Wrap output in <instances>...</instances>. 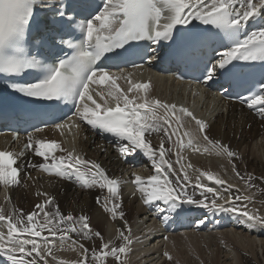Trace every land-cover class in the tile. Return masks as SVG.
Masks as SVG:
<instances>
[{
  "label": "snow or ice",
  "instance_id": "1",
  "mask_svg": "<svg viewBox=\"0 0 264 264\" xmlns=\"http://www.w3.org/2000/svg\"><path fill=\"white\" fill-rule=\"evenodd\" d=\"M37 9L50 13L53 23L60 28L59 32L53 34L49 47L59 48L60 51L69 47L72 49L70 56L61 57L56 54L51 63H46L30 53V49L44 43L43 37L28 38ZM73 13L68 14L64 0H0V74L5 78H12V82L8 84L10 91L33 101L70 103L76 109L74 116L77 120L116 138L118 151L125 159L140 150L151 160L156 174L146 179L136 175L132 182L141 193L145 205L159 201L166 206L159 207L158 212L181 213L184 212V205H194L208 212L215 210L237 213L245 218L250 228L264 226V217L258 212L248 211L246 205L241 210V206L235 203L241 199L239 196L234 199L230 197L226 201L229 205L227 207L217 203L220 197L213 188L201 184L200 177L218 185L225 181L210 172L196 169L199 176L193 186L202 189L203 198H193L186 190L188 185H192V181L183 166L175 182L170 178L175 169L166 157L172 149L165 148L163 139L159 149H156L146 137L162 132L169 144L178 146L175 152L178 164L183 159L182 151L185 147L201 152V148L194 143L201 137L205 142L204 153L214 151L217 156H227L230 163L237 158V153L221 141L211 139L206 134L204 121L196 118L187 108L151 98L148 95L150 82L133 81L128 78L131 74L113 73L102 66L103 61L139 54L135 49L141 41H149L156 46L148 59L158 60L165 42L168 47L164 53L166 56H182L187 51L206 44L210 39L224 50L217 53L218 59L205 63L201 69L202 79L206 84L214 82L218 74L229 71V65H233L234 61L260 62L264 65V24L259 23L264 17V0H101L100 5H95L93 0H75ZM76 14L80 16L79 21ZM194 21L206 27L197 30L192 27ZM250 21L256 25V29L242 31L248 28ZM212 29L217 31L213 32ZM44 31L47 35L46 30ZM76 31L82 37L79 43L65 40L66 36H74ZM179 33L190 35L182 37L186 41L183 48L173 49L171 44L181 38ZM133 66L142 68L143 64L133 63ZM33 69H38V73H33ZM26 75H33L35 78L26 81L23 79ZM121 79L127 82L126 90L118 85ZM93 84L106 86V92H95L103 103L94 99L90 88ZM257 84L258 90H250V94L241 97L240 102L264 118V78ZM185 117H190L195 122L200 137L185 129ZM73 126L79 127V124L55 125L58 131ZM36 131L43 129L37 127ZM173 137H176L175 141ZM184 138H187L186 144ZM25 151L33 152L44 161H29V167L50 176L74 180L86 190H106L108 195L103 198L104 210L113 221L117 218L124 219L125 213L118 212L122 205L116 202L120 198L117 179L109 177L99 163L84 159L75 148L67 150L56 141L35 138L31 134L19 153L0 151V185L11 187L19 184L18 161ZM57 152L65 154L57 156ZM187 168H192V165L189 163ZM233 171L240 176L234 164ZM252 179V176H248V186H252ZM205 193L212 194L213 198L209 200ZM37 195L46 197L35 205L38 212L25 214L22 210L13 209L10 214L5 215L0 208V258L8 264H39L37 258L44 259L46 255H51L54 239L58 238L61 245L70 241L72 250L78 251L82 256L75 264H89V255L91 264H107L109 257L116 264H124L121 255L127 256L132 243L131 228L127 221H124L123 228H116L114 239L105 241L96 232L94 235L101 241L100 247L88 249L79 240L73 239L72 234L91 239L89 217H76L72 213L65 215L58 205L54 213L50 212L47 209L54 204V199L43 192H38ZM96 199L100 204L101 196ZM162 219L167 221L169 215H164ZM198 223L203 224L204 221L200 220ZM45 231L53 239L45 236ZM116 241L120 243L117 244ZM164 255L171 260L167 252ZM44 264H48L47 259H44ZM61 264L64 262L61 261Z\"/></svg>",
  "mask_w": 264,
  "mask_h": 264
},
{
  "label": "bare ground",
  "instance_id": "2",
  "mask_svg": "<svg viewBox=\"0 0 264 264\" xmlns=\"http://www.w3.org/2000/svg\"><path fill=\"white\" fill-rule=\"evenodd\" d=\"M262 18L263 20L260 24H264V17ZM195 23H198V21L193 22V24ZM183 34L184 33H179L178 36H183ZM111 72H122L125 75L131 74L128 78L133 81L150 82L151 89L148 95L151 98L159 99L168 104H176L178 107H185L198 119L203 115L201 120L204 121L206 125V134L211 139L219 140L223 144L228 145L232 151L237 153V158H234L231 163L227 156H217L214 151L204 153L203 147L205 146V142H203L201 137L199 140L194 141V143L201 148V152H197L193 148L185 147L182 151L183 159L177 164L178 157L175 155V152L178 150V146H175L174 143L169 144L167 142V137H164L162 132L159 134L152 133L151 135H147L146 138L151 141L154 148L159 149L161 140L163 139L165 141V148L172 149V151L167 153L166 159L175 169V173L170 176L173 182L176 181L181 167L183 166L192 181V185L186 187L187 192L195 199H202V189H196L193 186L196 182V178L199 176V172L196 171V169H199L204 172H210L214 176L225 181L224 184L218 185L214 181H209L205 177H200L201 184L207 187L212 186V188L216 189V192H218L216 194L220 199L217 203L226 204V201H228L230 197L234 199L236 196H240L241 193H244L248 197H253L255 200H258L255 204L256 208L259 202L264 204V118H262L258 112L250 110L246 104L239 105L233 102H224L210 89L193 86L189 83H179L173 80L171 76H163L153 71V69H134L132 71L117 70ZM118 85L125 90L128 86L127 82L123 79L118 81ZM90 88L94 99H96L98 103H103L100 97L95 95V92H106V86L93 84ZM189 104H191V107H189ZM196 106L201 110L207 109V111H205V114H202L203 112L197 109L194 112L193 108ZM63 123L72 125V122ZM77 124H79V127H66L60 131H58L56 127H53L36 133L32 132L22 138L20 142L18 140L15 143H10L7 137H0V151L9 150L15 153L18 152L21 144L27 143L30 134L35 138L56 141L67 150L75 148L76 152L83 156L84 159L99 163L109 177L119 181L120 198L116 202L122 205V207L118 209V212L123 211L125 213L124 219L121 220L117 218L113 221L110 214L104 210L102 205L104 203L103 198L108 195L106 190L101 191L99 188L86 190L79 187L74 180L70 181L52 175H46L36 168L29 167V161L32 163L44 162L41 157H36L31 151H25L24 156L18 161L20 169L19 184L11 187L0 185V208L4 210L5 215L10 214L13 209L22 210L25 214L33 211L38 212L39 210L35 208V205L44 201L46 197L39 196L37 193L43 192L47 193L48 197L54 199V204L48 206V211L54 213L58 205L60 211L65 215L72 213L76 217L80 215L88 216V223L92 232H94V234L99 232L104 237L105 241L114 239L116 236V228H123L124 221H127L131 231L138 235L136 241L142 240L141 242H134L132 244L131 248L133 249L131 251L133 256L136 255L135 257H137L143 255V261L148 264H173V262L168 263L165 258L161 257V249L159 247V243L161 242H166L165 247H171V249L178 252L180 256H185V254L187 255L193 252L196 257L199 253L201 256V259H199L203 260L204 263L206 262V258L203 259L200 253L204 252L205 249H207V252L210 250L211 246H217V248L223 250L225 257L224 264H227L226 261L232 259L231 255H233V251L235 250L239 256V264H261L257 255L258 252L261 253L264 264V226L256 225L250 228L249 224L245 222V218L239 216L237 213H226L223 217L221 216L222 214H218L212 217V222H217L218 220L220 225H226L228 227V229L221 230L222 232H216L217 234L206 235L205 233H198L196 231V233L192 231H180L179 233H174L175 235L172 236L173 232L165 230V226L169 227L170 220L164 221L162 219L164 215L169 214L158 212L159 207L166 206L159 201L151 205H145L141 199V193L138 190H136L139 193L138 197L129 194V191H127L136 175L146 179L156 174L151 160L144 156L140 150H137L133 155L127 156L125 159L120 155L117 144L114 143V140H116L115 137L111 143L104 142L99 135L95 134V130L92 129L90 125L79 120ZM184 126L185 129L190 130L194 136L200 137L197 126L190 117L184 118ZM182 131L183 130H181V132ZM65 134L74 136V138H70L69 136L66 138ZM71 139L74 140L75 144H72ZM173 141H175L174 138ZM184 141L186 144L187 138H184ZM64 154L65 153L62 152L56 153L57 156ZM157 155H159V153H157ZM191 157L196 158L191 160ZM136 161L144 165L143 168L145 167L147 169L146 172L142 170L136 172V170L132 169L136 167ZM189 163L192 165V168H187ZM233 164L240 173L239 177L233 171ZM248 176L253 177L251 180L252 186H248L246 183ZM241 177H243V179H241ZM179 178L183 179L182 176ZM231 185L238 186L240 191H237V189H234ZM205 195L208 196L209 200L213 198L210 193H205ZM97 196H101L100 204L97 203ZM137 201L139 203L142 201V203L136 205ZM235 203L237 205H242L239 201H235ZM255 205L253 206L255 207ZM108 206L111 207L110 204ZM185 206H190L186 210V214L193 216L192 218L201 216L204 222L209 220V217L205 218L206 213L209 216L214 212L196 208L194 205ZM250 211L254 212L255 210L250 209ZM152 219L157 221V224L153 226V228L147 230V227L151 226V223L149 224L148 222L152 221ZM154 220L153 222H155ZM139 225L142 226L138 228ZM220 232L221 234H219ZM167 233H170L168 239L152 244L156 239L163 238L164 235L166 236ZM94 234H92L91 239H83L82 236L76 233H73L72 237L73 239L79 240V242L88 249L94 247L99 249L101 241ZM44 235L49 236L47 231L44 232ZM49 239L53 238L49 236ZM132 240L133 238L131 241ZM116 243L119 244L120 241H116ZM70 245V241H66L61 245L58 238L54 239L52 253L48 255V260L52 262L50 264H61V261H63L64 264H72L81 260L82 258L79 256H67V254L70 255V252L73 251ZM247 251H250L253 256H248L245 253ZM162 252L164 251L162 250ZM61 253L65 254V257H61ZM33 256H35V254H33ZM53 257H55V259H53ZM210 258L212 259L211 256ZM29 259H31V257H29ZM37 259L39 264H44L40 258ZM123 259L124 257L122 260ZM211 259H208V264H213ZM197 260L198 258L194 259V261L189 264H200ZM107 262L111 264L116 263L112 257H109ZM0 264H8V262L0 258ZM89 264H91L90 255ZM228 264H237V262L233 259L232 263L228 262Z\"/></svg>",
  "mask_w": 264,
  "mask_h": 264
},
{
  "label": "rangeland",
  "instance_id": "3",
  "mask_svg": "<svg viewBox=\"0 0 264 264\" xmlns=\"http://www.w3.org/2000/svg\"><path fill=\"white\" fill-rule=\"evenodd\" d=\"M71 138V137H70ZM73 138V137H72ZM174 139H176L175 137H173ZM71 142H72V144H74V140L73 139H71ZM193 158H196V157H191L190 159L191 160H193ZM204 159V158H203ZM263 160V159H262ZM264 161V160H263ZM178 164V163H177ZM142 166H138V167H134V168H132V169H134V170H137L136 172H139L138 170L139 169H142L143 170V172H146V168H141ZM137 174H139V173H137ZM195 174H196V172H195ZM246 184V183H245ZM209 185H210V183H209ZM248 185V184H247ZM234 189H237V191H240V189H239V187L238 186H235V185H231ZM211 188H212V186H210ZM137 190V186H130L129 188H128V190L127 191H129V194H131V195H135V196H138V191H136ZM215 190V192H216V189H214ZM216 193H218V192H216ZM3 195V194H2ZM241 199L240 200H238L240 203H242V205H240L241 206V210H244V206L246 205L247 206V210L248 211H250V209H254L255 211L254 212H258V214L259 215H261L262 217H264V204H262L261 202H259L258 204V206H257V208H256V203L258 202V200H255L253 197H248L247 195H245L244 193H241V195L239 196ZM246 197H248V198H250V199H245ZM129 200H132V199H129ZM223 202V201H222ZM142 203V201L139 203L138 201L136 202V205L137 204H141ZM225 204V203H224ZM227 204V203H226ZM225 204V205H226ZM253 205H255V207L253 206ZM227 206H229V205H226V207ZM263 206V207H262ZM214 213V214H213ZM213 213H211L209 216L207 215V213H206V216H205V218L206 217H209V220H207L206 222H204L203 224H199L198 222L196 223V225L193 227V228H191V229H188L187 231L186 230H184L183 232H198V233H205L206 235H212V234H214V233H216V232H218V231H221V230H223V229H228V227L226 226V225H220L219 223H218V220H217V222L216 221H214V222H212L211 220H212V217H214V216H216V215H220V214H222L221 216L223 217L226 213H221V212H218V211H215L214 210V212ZM153 220L154 219H152V221H149L148 223L151 225L150 227L148 226L147 227V230H149V228L151 229V228H153V226H156V224H157V221H155V222H153ZM203 220V219H202ZM220 222V221H219ZM147 223V224H148ZM148 224V225H149ZM155 224V225H154ZM142 225H139L138 226V228L139 227H141ZM5 231H6V229H4ZM195 232V233H196ZM222 232V231H221ZM221 232L219 233V234H221ZM133 231H131V234H130V239H132L133 238V240H132V243H131V245L129 246V252H128V254H127V256H124V255H122V258L124 257V264H137L138 263V261H139V263L138 264H148L147 262H145V261H143L144 260V258H143V255H141V256H137V257H135L136 255H134L133 256V253H132V249L133 248H131L132 247V244L134 243V242H141V241H136V238H137V236L138 235H136L137 233H133ZM197 233V234H198ZM92 234H94V232H92ZM217 234V233H216ZM136 235V236H135ZM173 235H175V234H172V236ZM203 235V234H202ZM134 236H135V238H134ZM170 237V233H167L166 234V236L164 235V237L162 238H159V239H156L155 240V242L154 243H152V244H156V243H158L159 241H161V240H166L165 239V237H167V239ZM263 238V237H262ZM158 240V241H157ZM215 242H217V241H215ZM151 244V245H152ZM165 244H166V242H161V243H159V247H160V249H161V252H160V255H161V257L162 258H165L166 260H167V262L168 263H171V262H173V264H189L190 262H193L194 261V259H197L198 258V262L200 263V264H208V259H211L210 258V256L212 257V259H211V261H213V264H224L223 262H224V259H225V257H224V253H223V250H220L219 248H217V246H211V248H210V250H208L207 252H206V250L207 249H205L204 250V252H206V253H204V252H201L200 254L202 255V258L203 259H205L206 258V262L204 263V261L203 260H200L201 259V256L199 255V253H198V255H196V257L194 256L195 254L193 253V252H191V253H189V254H185V256L183 255V256H180L179 254H178V252H176V251H173L172 249H171V247H165ZM221 244V243H220ZM219 244V245H220ZM218 245V244H217ZM218 245V246H219ZM221 246V245H220ZM165 247V248H164ZM163 248V249H162ZM212 248H213V253H212ZM165 249V250H164ZM168 249V250H167ZM162 250L164 251V252H162ZM165 252H167L170 256H171V260H169L164 254H165ZM181 252V251H180ZM215 252V253H214ZM222 252V253H221ZM234 252H236V253H234ZM175 253H177V254H175ZM203 253H204V255H203ZM248 256H253L252 255V253L250 252V251H247V252H245ZM59 254V253H58ZM132 254V255H131ZM223 254V255H222ZM60 255V254H59ZM61 257H65L64 255L65 254H62L61 253ZM258 258L260 259V262H261V264H263V261H262V258H261V253L260 252H258ZM67 256L68 257H70V256H72V257H81L82 258V256L80 255V253L78 252V251H72V252H70V255H68L67 254ZM66 256V257H67ZM188 256V257H187ZM47 257V258H46ZM132 257V258H131ZM134 257V258H133ZM48 255H46L45 256V258L44 259H47V261H48V264H50V263H52V262H50L49 260H48ZM121 258V259H122ZM200 258V259H199ZM216 258V259H215ZM231 260L229 259V261H226L227 262V264H228V262L230 263H232V261H233V259H235V262H237V264H239V256H238V253H237V251L235 250V251H233V255H231ZM44 259H40L42 262H44ZM131 259H133V260H131ZM141 259H142V261H141ZM200 260V261H199ZM228 260V259H227ZM141 261V262H140ZM185 261V262H184ZM202 261V262H201ZM108 263V262H107ZM58 264V263H57ZM60 264V263H59ZM72 264H75V263H72ZM108 264H111V263H108ZM116 264V263H115ZM172 264V263H171Z\"/></svg>",
  "mask_w": 264,
  "mask_h": 264
}]
</instances>
